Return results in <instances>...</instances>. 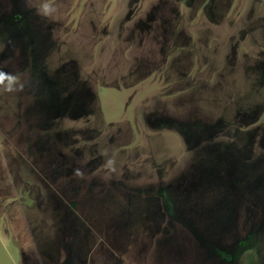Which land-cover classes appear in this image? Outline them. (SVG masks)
Instances as JSON below:
<instances>
[{"label": "rangeland", "instance_id": "rangeland-1", "mask_svg": "<svg viewBox=\"0 0 264 264\" xmlns=\"http://www.w3.org/2000/svg\"><path fill=\"white\" fill-rule=\"evenodd\" d=\"M0 264H264V0H0Z\"/></svg>", "mask_w": 264, "mask_h": 264}, {"label": "clouds", "instance_id": "clouds-1", "mask_svg": "<svg viewBox=\"0 0 264 264\" xmlns=\"http://www.w3.org/2000/svg\"><path fill=\"white\" fill-rule=\"evenodd\" d=\"M9 81H11L13 78L12 77H8Z\"/></svg>", "mask_w": 264, "mask_h": 264}]
</instances>
